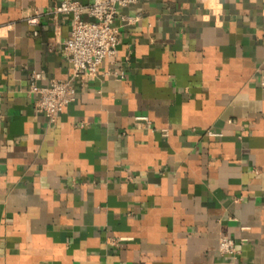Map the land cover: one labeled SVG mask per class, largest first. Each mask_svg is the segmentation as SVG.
Here are the masks:
<instances>
[{
    "label": "crops",
    "instance_id": "0c3cea01",
    "mask_svg": "<svg viewBox=\"0 0 264 264\" xmlns=\"http://www.w3.org/2000/svg\"><path fill=\"white\" fill-rule=\"evenodd\" d=\"M61 1L0 0V264H264V0L121 8L51 121L31 74L73 76Z\"/></svg>",
    "mask_w": 264,
    "mask_h": 264
},
{
    "label": "built area",
    "instance_id": "2783aa9c",
    "mask_svg": "<svg viewBox=\"0 0 264 264\" xmlns=\"http://www.w3.org/2000/svg\"><path fill=\"white\" fill-rule=\"evenodd\" d=\"M141 1L144 0H63L54 6L51 11L54 15L72 16V29L64 42L63 52L73 65V76L69 79L53 78L47 85L38 86V74L32 73L30 91L38 94L35 100L37 111L46 113L54 121L57 114L76 99L77 82L84 75H96L98 67L106 58L117 55L120 31L114 23L119 10ZM86 14L89 18H85ZM38 15L30 17L29 21L37 23ZM107 74L123 77L124 71H108ZM138 118L146 119L147 116ZM216 134L218 133L209 131V135ZM111 242L116 244V240ZM219 250L222 255L234 256L238 253L234 239L228 236L221 237Z\"/></svg>",
    "mask_w": 264,
    "mask_h": 264
}]
</instances>
